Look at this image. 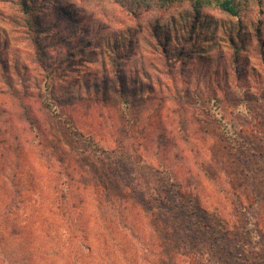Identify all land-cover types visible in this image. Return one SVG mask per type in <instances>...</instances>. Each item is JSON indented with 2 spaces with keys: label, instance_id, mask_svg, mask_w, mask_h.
I'll list each match as a JSON object with an SVG mask.
<instances>
[{
  "label": "rangeland",
  "instance_id": "374dc122",
  "mask_svg": "<svg viewBox=\"0 0 264 264\" xmlns=\"http://www.w3.org/2000/svg\"><path fill=\"white\" fill-rule=\"evenodd\" d=\"M187 9L0 0V185L21 200L9 247L25 264H264V0L170 29ZM68 184L82 208L60 209ZM81 214L95 239L77 262L62 219Z\"/></svg>",
  "mask_w": 264,
  "mask_h": 264
},
{
  "label": "trees",
  "instance_id": "16d2710c",
  "mask_svg": "<svg viewBox=\"0 0 264 264\" xmlns=\"http://www.w3.org/2000/svg\"><path fill=\"white\" fill-rule=\"evenodd\" d=\"M121 2H126L132 6L140 7V8H146V9H151V8H157L161 10H169L173 9L175 7H182L184 4H187L189 9H187L185 12H180L178 17L172 16L169 20V27L170 29L176 30L177 27V22L182 18H189L194 14L195 17H203V12L207 8H216L219 9L220 11L232 16V17H240L242 11L249 5L251 0H120ZM259 3H263V0H258ZM0 105H4L3 102L0 103ZM9 135L8 128L1 129L0 127V178H5L8 181L11 180L14 175L7 169L9 167V157H8V151L10 148V145L8 143V138L5 136ZM119 159H121L119 157ZM120 160L118 161V164ZM74 175H79V178H81V182L83 183L82 188L87 190L90 187V183L88 179H85L86 177L83 172H77L76 170H70L68 172V177L70 176L71 181H75ZM70 181V182H71ZM9 187L7 186V183H2L0 185V264H25L24 259H26L24 256H18L17 254L13 253L12 249L9 247V236L11 234H14V229H12V224L11 226L10 223L12 222V215L14 211L19 207V203L21 202L18 201L16 202L14 195L10 193ZM80 186L76 184H68L66 188L64 187L65 190L63 192V198L66 196L68 197L69 194H72L73 191L79 189ZM128 190H133L131 187H127ZM107 191V194L110 193L111 189H105ZM155 192L160 193L159 189H153ZM18 192V191H17ZM160 196V195H159ZM65 197V202L63 204H59L60 209H76L77 207H81L83 205V201L75 203L72 202L70 203L69 199H66ZM69 198V197H68ZM103 201V200H101ZM98 202V209L101 211L99 212L98 216L99 219L95 218L94 219V226L96 224L97 226V234L96 238L100 240L104 239L102 237V229L101 227L107 226L111 220L108 217L104 216V206H102V202ZM104 202V201H103ZM83 211V210H81ZM103 211V212H102ZM63 218V217H62ZM64 223L67 224V226L73 230L80 229L82 234H80L79 237V248L81 251H77L75 254V259L78 262V260H81V256L84 254L83 252H93V239H95V236L90 237V233L87 232V227L85 225V222L87 223V217L84 214L78 215L76 219L66 217L65 219H62ZM180 220V218H179ZM93 221V219H92ZM90 222V221H89ZM117 225H119L121 228H127L131 230L133 225L132 220L126 219V217L119 218V221L117 222ZM103 242V241H102ZM101 242V243H102ZM38 257V262L39 260L42 261V256L39 255ZM136 258V257H135ZM22 262V263H20ZM35 261L33 260L32 263ZM103 264V263H102Z\"/></svg>",
  "mask_w": 264,
  "mask_h": 264
}]
</instances>
